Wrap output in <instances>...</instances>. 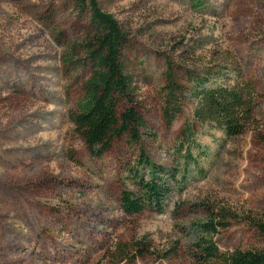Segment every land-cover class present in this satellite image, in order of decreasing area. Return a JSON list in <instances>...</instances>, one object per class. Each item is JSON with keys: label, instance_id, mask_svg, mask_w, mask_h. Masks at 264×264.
<instances>
[{"label": "rangeland", "instance_id": "rangeland-1", "mask_svg": "<svg viewBox=\"0 0 264 264\" xmlns=\"http://www.w3.org/2000/svg\"><path fill=\"white\" fill-rule=\"evenodd\" d=\"M99 1L129 34L126 69L149 124L143 144L151 158L179 170V179L188 153L198 164L164 212L126 213L124 171L137 149L124 135L94 157L70 117L91 75L82 65L90 13L74 0H0V264H196L193 227L209 207L264 221V0H203L202 8L192 0ZM168 55L227 65L214 85L236 72L253 82L263 94L259 129L227 136L194 120L195 99L168 125ZM215 240L222 250L264 248V233L243 217ZM138 241L149 251L132 262Z\"/></svg>", "mask_w": 264, "mask_h": 264}, {"label": "trees", "instance_id": "trees-1", "mask_svg": "<svg viewBox=\"0 0 264 264\" xmlns=\"http://www.w3.org/2000/svg\"><path fill=\"white\" fill-rule=\"evenodd\" d=\"M196 8L204 6L203 0H192ZM80 14L90 13L92 33L83 43V63L91 66V75L85 84V94L70 112L74 130L85 142L94 157H102L118 138L127 135L128 143L137 149L133 162L125 173V187L121 204L128 214L146 209L164 212L172 194L178 191L180 181L187 179L189 166L198 164L188 153L187 171L179 179V170L168 169L154 161L143 144V135L149 124L137 109L134 79L126 69L125 52L130 43L128 32L114 14L104 10L99 0H74ZM199 61L186 58L177 60L166 56L163 93V118L168 125L184 111L187 102L196 100L193 118L201 123L220 127L227 136H239L259 129L256 117L258 100L262 97L253 82L237 75L232 82L211 84L214 77H226L225 66L217 70L202 66ZM182 72L186 80L179 78ZM228 76V74H227ZM228 81V80H226ZM213 83V82H212ZM193 126L186 124L185 132ZM264 138V135L262 136ZM209 217L193 227L196 241L193 258L196 264H264V248L222 250L215 240L221 229L231 220L242 217L264 233V221L250 216H240L224 208H208ZM131 261L149 251L146 242L133 245Z\"/></svg>", "mask_w": 264, "mask_h": 264}]
</instances>
